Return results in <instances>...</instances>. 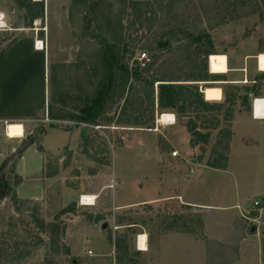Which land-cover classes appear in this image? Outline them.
Instances as JSON below:
<instances>
[{"label": "rangeland", "instance_id": "rangeland-1", "mask_svg": "<svg viewBox=\"0 0 264 264\" xmlns=\"http://www.w3.org/2000/svg\"><path fill=\"white\" fill-rule=\"evenodd\" d=\"M123 1L131 0L105 1L103 13L118 15ZM200 1H189L185 12L187 17L201 11ZM9 10L6 12L10 16ZM52 14L64 17L59 28L54 21L50 27V32L62 31L59 41L63 42L64 51L57 57L73 60V64L57 68L50 63L47 77L50 92L53 88L65 89L69 78L75 76L77 66L80 65V72L92 67L100 48L92 37L100 32L96 27L102 19L98 12L96 20H91V11L73 3V0H62L60 5H54ZM11 15L19 19L20 12L16 10ZM165 16L166 13H159V24L166 22L163 20ZM125 19L124 25L127 24ZM217 22L214 14H204L195 19L198 30L209 32L217 52L210 55V65L209 56L188 54L186 41H183L181 47L165 58L155 74L173 75L178 80L185 79L182 78L185 76L208 79L207 64L208 72H227V56L223 54L226 49L234 61L239 54L250 52L254 47L264 51V21L257 13L225 24L217 25ZM159 26L157 31H160ZM102 31L106 35L105 26ZM107 34L108 37L113 35ZM143 52L148 54L146 49L133 55L126 54L125 63L129 67L139 66L138 57ZM130 82L132 98L141 95L137 81L131 79ZM208 89L211 94L206 99L221 97L219 88ZM121 93V90L114 93L105 108L106 118L113 121L89 124L91 128L74 129L71 134H59L56 131L59 129L48 130L45 136L48 160L54 152V155L64 156V160L46 165V172L54 181L49 185L45 205L39 202L41 216L46 223H51L72 202H75V210L60 216L63 233L55 240L50 233L36 227L29 212L19 213L9 198H1L0 264H117L113 243L115 238L124 236L127 264H264V207L257 217H253V208L244 210L241 200L243 196L249 200L264 194V121H253L247 117L252 114L255 98L250 111H244L238 104L229 107L233 113L231 125L220 121L222 128L230 127L233 133L228 148L226 139L220 138L219 129H215L204 151L201 144L191 145L188 128L178 118L174 124L156 123L160 115L156 112L152 129L117 124L123 103V100L119 105L117 103ZM220 139L222 142L218 148L221 150L214 148L217 150L214 155L222 151L226 153L227 167L210 168L206 165L207 160L213 158L210 148ZM173 151L178 152L176 157L172 156ZM14 183V179L9 182L13 188L18 182ZM184 186H187L186 196L202 208L177 207L178 217L182 216L179 221L188 222L192 234L171 236L174 219L162 213L174 212V200H148L182 191ZM70 191H74V198ZM90 192L98 193L97 204L83 205L81 196ZM144 200L147 202L140 203ZM123 205L130 206L121 208ZM103 224L107 226L103 228ZM142 233L148 240L149 250L145 252L137 245V238Z\"/></svg>", "mask_w": 264, "mask_h": 264}, {"label": "trees", "instance_id": "trees-1", "mask_svg": "<svg viewBox=\"0 0 264 264\" xmlns=\"http://www.w3.org/2000/svg\"><path fill=\"white\" fill-rule=\"evenodd\" d=\"M105 1L107 0H73V3L81 4L87 11H91V20L95 19L96 14L100 12L102 19L96 27L100 32L92 37L100 48L98 58L90 69L87 68L80 72L78 63L75 76L69 78L70 82H67L66 88L51 90L47 109L48 116L52 120L49 126L61 127V122L66 120L74 122L75 125L109 123L113 119L106 118V105L111 102L112 95L121 90L122 93L117 103L119 105L121 100L123 103L120 117L116 120L117 124L152 129L155 127L156 112L157 114L171 112L179 120H186L184 124L191 135L190 143L193 147L201 144V148L203 147L202 149L206 151L205 144L208 145L213 135L212 132L219 129L218 134H220V138L226 139V148H228V142L233 133L230 127L222 128L220 121L231 125L233 113L230 112L229 107L238 104L244 111H250L252 99L264 97L262 91L264 72L258 75L253 83L225 87L223 89L225 101L221 103L206 100L197 83V81L216 80L218 77L217 74L208 72V64L205 67L208 79H201L199 76L186 78L187 76H185L182 77L185 79L178 80L173 75H156L155 71L162 66L165 58L171 52L183 45L181 44L183 41H186L185 48L188 54L204 55L206 58L209 56L210 65V55L216 53L212 46L211 36L207 30L197 29L195 19L204 14H214L218 18L216 24L219 25L257 13L259 18L264 21V0H201V11H195L194 16L190 18L185 15L190 0L123 1L120 13L115 16L103 13L102 7ZM163 12L166 13V16L163 17L166 22L161 21L159 24V13ZM124 19L126 25H124ZM104 26L106 35L102 31ZM157 26L161 27L160 31L156 30ZM107 33L113 35L108 37ZM8 38V36L1 37L0 43ZM142 49L148 50V55L151 58H154L158 53H163L147 74L142 73L139 66L129 67L125 63L126 54L133 55ZM193 61L195 62L194 59ZM215 62L219 63V61ZM131 79L136 80V84L141 86V95L133 98ZM241 90L242 93H239ZM209 94H211L209 89L205 90V96ZM210 119L217 123L212 124L211 121L209 123ZM54 122H59V124H54ZM44 126L45 124L41 123L19 148L9 154L1 163L0 199L9 198L19 213L29 212L36 227L50 233L51 237L57 240L63 233L60 216L74 211L75 202L61 210L53 222L46 223L41 216L39 202L30 203L28 200L20 199L15 188L9 184L12 179H14V184L18 182L16 166L25 150L31 145H36L41 150L40 142L45 132ZM220 142L222 139L218 140V145L214 142L210 148L213 158L209 157L206 164L210 168L225 169L227 167L226 153L222 151L218 154L217 152V156H215L216 151L221 150L218 148ZM263 207L264 198H261L259 205L253 207L252 216L257 217L259 210ZM162 215L169 216L166 212H163ZM172 219L177 220L178 216L172 215ZM180 223L188 224L183 221ZM108 237L111 240L110 233ZM113 244L117 264H127L125 236L115 238Z\"/></svg>", "mask_w": 264, "mask_h": 264}, {"label": "crops", "instance_id": "crops-1", "mask_svg": "<svg viewBox=\"0 0 264 264\" xmlns=\"http://www.w3.org/2000/svg\"><path fill=\"white\" fill-rule=\"evenodd\" d=\"M52 1L54 4H52ZM61 3L62 0H0V15H2L0 36L9 37L0 43V165L9 154L19 148L20 144L41 123H44L45 132L41 150L36 145H31L22 154L16 166L19 178L15 186V192L20 199L40 202L43 206L47 197L46 193L50 188L49 185L51 186L54 181L52 175L46 172V165L49 162L64 160V156L54 155L55 152L51 153L50 157L52 158L48 160L45 148V136L48 134V130L59 129L56 131L63 135V133H73L74 129L80 130L81 127H90L87 123L75 125L74 122L67 120L61 122V127L49 126L52 122L47 112L50 92L47 80L49 65L52 62L58 68L66 64H73V60H62L57 57L64 51L63 42L59 41L62 31L59 33L56 31L50 32L53 21L56 23V28H59V24L64 19L62 16L50 15L51 8ZM8 8H10L9 12L11 14L16 10L20 12L19 19H15L11 14L9 16L6 12ZM36 41H43V48H38ZM71 48L73 49V46L69 48L70 52ZM226 50L223 51V54L227 56V72L212 73L210 71L209 73L218 75L216 80L197 81L205 99L206 88L217 87L221 90L219 99H206L208 101L223 103L225 101L223 90L225 87L229 85L244 86L253 83L255 78L263 73L259 69L258 55L264 51H259L254 47L250 52L239 54L234 61V57ZM238 73H242V75L239 76ZM262 91H264V87ZM47 117L48 121H46ZM247 117L253 121H264V117L257 118L254 114ZM234 118H236V115ZM63 123H66V125ZM156 123H159L158 118ZM52 147L54 146L52 145ZM66 149L67 151L70 150L67 147ZM187 186H189V182ZM187 186H184L182 191H175L162 198L148 201L174 200L172 203L174 212L168 213L171 217L172 215L178 216L177 207L191 209L193 206H199V208H202L199 203L186 196L185 189ZM73 194H75L74 191H70V195L74 198ZM89 194L96 196L94 204L96 205L99 199L98 193L90 192L83 195ZM241 200L244 203L248 198L243 196ZM144 202H147V200L140 203ZM129 206L123 205L121 208ZM179 217L177 220H173L174 224L171 227L174 229H172L173 234L171 236L192 234L188 224L180 223L182 221H179ZM146 243L148 247V240H146Z\"/></svg>", "mask_w": 264, "mask_h": 264}, {"label": "bare ground", "instance_id": "bare-ground-1", "mask_svg": "<svg viewBox=\"0 0 264 264\" xmlns=\"http://www.w3.org/2000/svg\"><path fill=\"white\" fill-rule=\"evenodd\" d=\"M2 18V15H0V19ZM259 60V69L264 72V52H261L258 55ZM257 118L264 117V97L257 98V101L254 104L253 113ZM158 121L161 124H174L176 121V117L173 113H162L158 116ZM96 200L95 195H83L81 196V203L83 205H94ZM138 248L140 250H147V235L146 234H140L138 236Z\"/></svg>", "mask_w": 264, "mask_h": 264}, {"label": "water", "instance_id": "water-1", "mask_svg": "<svg viewBox=\"0 0 264 264\" xmlns=\"http://www.w3.org/2000/svg\"><path fill=\"white\" fill-rule=\"evenodd\" d=\"M163 55V53H158L154 58L151 59V61L149 62V64L147 65L146 68L141 69V72L144 74L149 73L152 68L154 67V65L159 61L160 57ZM186 120L184 119L183 122H185ZM264 198V194H258L255 197H253L252 199L246 200L243 204V209L244 210H250L252 209L253 206V202L257 199H261ZM107 226V224H103V228H105Z\"/></svg>", "mask_w": 264, "mask_h": 264}, {"label": "built area", "instance_id": "built-area-1", "mask_svg": "<svg viewBox=\"0 0 264 264\" xmlns=\"http://www.w3.org/2000/svg\"><path fill=\"white\" fill-rule=\"evenodd\" d=\"M0 22H1V19H0ZM36 46H37L38 48H43V41H36ZM151 59H152V58L149 57V55H148L147 53H145V52L141 53V54L139 55V57H138L139 68H140V69H144V68H146L147 65L149 64V62L151 61ZM256 101H257V98H255L254 101H253V108H254V104H255ZM46 121H48V117L46 118ZM6 126H7V125H6ZM171 154H172V156L176 157L177 154H178V152H177V151H173ZM258 205H259V199L255 200V201L253 202V206H254V207H256V206H258ZM88 253H89L90 255L93 254V252H92L91 250H89Z\"/></svg>", "mask_w": 264, "mask_h": 264}]
</instances>
